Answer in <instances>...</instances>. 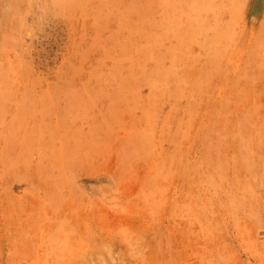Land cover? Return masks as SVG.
<instances>
[{
    "label": "rangeland",
    "instance_id": "1",
    "mask_svg": "<svg viewBox=\"0 0 264 264\" xmlns=\"http://www.w3.org/2000/svg\"><path fill=\"white\" fill-rule=\"evenodd\" d=\"M0 264H264V0H0Z\"/></svg>",
    "mask_w": 264,
    "mask_h": 264
}]
</instances>
